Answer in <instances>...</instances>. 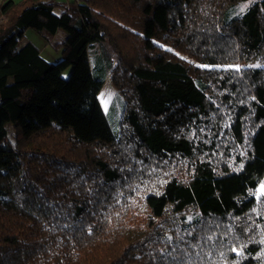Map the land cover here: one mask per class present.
<instances>
[{"label": "trees", "instance_id": "16d2710c", "mask_svg": "<svg viewBox=\"0 0 264 264\" xmlns=\"http://www.w3.org/2000/svg\"><path fill=\"white\" fill-rule=\"evenodd\" d=\"M263 178L264 0L0 4V264H264Z\"/></svg>", "mask_w": 264, "mask_h": 264}, {"label": "rangeland", "instance_id": "374dc122", "mask_svg": "<svg viewBox=\"0 0 264 264\" xmlns=\"http://www.w3.org/2000/svg\"><path fill=\"white\" fill-rule=\"evenodd\" d=\"M4 1L0 0V4ZM13 1L15 3H21L24 0ZM57 36L62 37L63 31L60 30ZM24 42H30L35 45L39 49L41 56L50 63H57L62 59L61 51L53 49L49 43L32 29H28L25 32L23 43ZM102 47L105 48L104 52ZM88 56L94 76L100 78L105 75V83L99 93V100L113 132L117 133L119 131V121L122 117L125 102L119 92L114 88L109 78V60L112 55L108 46L104 42H101L90 47ZM70 73L71 69L66 70L63 73V78L67 79ZM261 186H264V178L254 193L256 198L264 196V193L261 192Z\"/></svg>", "mask_w": 264, "mask_h": 264}, {"label": "snow or ice", "instance_id": "6c2138e0", "mask_svg": "<svg viewBox=\"0 0 264 264\" xmlns=\"http://www.w3.org/2000/svg\"><path fill=\"white\" fill-rule=\"evenodd\" d=\"M261 192L264 193V186H261Z\"/></svg>", "mask_w": 264, "mask_h": 264}, {"label": "built area", "instance_id": "2783aa9c", "mask_svg": "<svg viewBox=\"0 0 264 264\" xmlns=\"http://www.w3.org/2000/svg\"><path fill=\"white\" fill-rule=\"evenodd\" d=\"M3 18H1V20H2Z\"/></svg>", "mask_w": 264, "mask_h": 264}, {"label": "crops", "instance_id": "0c3cea01", "mask_svg": "<svg viewBox=\"0 0 264 264\" xmlns=\"http://www.w3.org/2000/svg\"><path fill=\"white\" fill-rule=\"evenodd\" d=\"M4 1V0H3Z\"/></svg>", "mask_w": 264, "mask_h": 264}]
</instances>
